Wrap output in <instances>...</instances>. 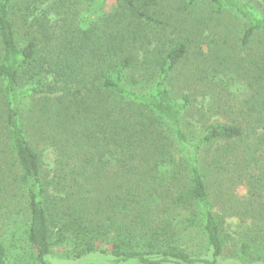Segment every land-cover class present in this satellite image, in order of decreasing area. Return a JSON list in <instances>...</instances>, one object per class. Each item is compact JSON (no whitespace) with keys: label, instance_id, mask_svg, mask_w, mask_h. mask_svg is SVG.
Wrapping results in <instances>:
<instances>
[{"label":"trees","instance_id":"trees-1","mask_svg":"<svg viewBox=\"0 0 264 264\" xmlns=\"http://www.w3.org/2000/svg\"><path fill=\"white\" fill-rule=\"evenodd\" d=\"M106 2L0 0V264H264V0Z\"/></svg>","mask_w":264,"mask_h":264},{"label":"rangeland","instance_id":"rangeland-1","mask_svg":"<svg viewBox=\"0 0 264 264\" xmlns=\"http://www.w3.org/2000/svg\"><path fill=\"white\" fill-rule=\"evenodd\" d=\"M114 2L115 0H107L106 2V5L107 7H112L114 5ZM182 78V81L178 80L175 84V87H176V90L175 91L177 93V97H180L182 94L188 92L186 88H182V85H183V77L181 75ZM237 87H231V91L234 92L232 94V96L234 97L233 99H240L244 92H245V85H243V83H241L240 81L237 80ZM238 95H241L239 98H237ZM197 98V99H196ZM202 97H200L199 95L195 97L194 99V104L195 105H199L201 102H202ZM234 100V101H235ZM204 102H207L208 100L207 99H203ZM212 120H217V117L216 116H213L211 118ZM263 153V152H262ZM42 154H43V160L45 161V163L50 166L51 165V162H52V154H51V151L50 150H43L42 151ZM238 192L240 194H244L246 192V188L245 187H239L238 188ZM238 219L235 217V218H232V217H226L225 219V223H224V228L225 230L227 231H231L234 227V225L236 224H239V221H237ZM92 257H90L89 259L88 258H85V259H80V260H68V259H65L63 257H60L58 256L57 254H54V255H51V256H48L46 258V264H92L90 263V261L92 262ZM95 260H97L95 258Z\"/></svg>","mask_w":264,"mask_h":264}]
</instances>
